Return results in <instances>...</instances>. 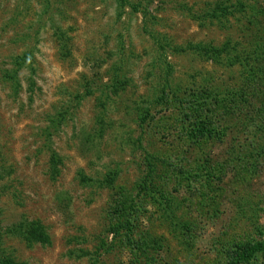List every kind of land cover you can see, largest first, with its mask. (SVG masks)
Instances as JSON below:
<instances>
[{
  "label": "rangeland",
  "instance_id": "rangeland-1",
  "mask_svg": "<svg viewBox=\"0 0 264 264\" xmlns=\"http://www.w3.org/2000/svg\"><path fill=\"white\" fill-rule=\"evenodd\" d=\"M263 242L264 0H0V264Z\"/></svg>",
  "mask_w": 264,
  "mask_h": 264
},
{
  "label": "trees",
  "instance_id": "trees-1",
  "mask_svg": "<svg viewBox=\"0 0 264 264\" xmlns=\"http://www.w3.org/2000/svg\"><path fill=\"white\" fill-rule=\"evenodd\" d=\"M199 132V130H198ZM264 250V242L261 243V244H258L255 248H254V251H262ZM251 256V254H245L242 259L246 260V259H249V257ZM1 264H14L13 262H11L10 260L8 259H4L2 260Z\"/></svg>",
  "mask_w": 264,
  "mask_h": 264
}]
</instances>
